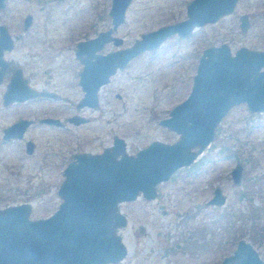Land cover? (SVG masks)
Returning a JSON list of instances; mask_svg holds the SVG:
<instances>
[{"label": "rangeland", "instance_id": "obj_1", "mask_svg": "<svg viewBox=\"0 0 264 264\" xmlns=\"http://www.w3.org/2000/svg\"><path fill=\"white\" fill-rule=\"evenodd\" d=\"M109 5L110 0H10L1 21L15 37L21 32L24 15L31 14L32 26L36 24L16 40V48L8 57L23 62L31 86L52 89L60 96L58 100L27 103L20 112L27 117L59 119L74 113L89 119L79 125L65 123L62 128L43 125L31 129L27 137L33 136L35 148L30 155L24 153L22 143L0 142V208L29 203L31 218L47 216L59 202L56 191L72 153L99 151L110 144L114 135L124 139L129 154L151 140L172 142L177 138L157 121L189 92L196 57L188 58V53L194 46L206 45L205 30L176 46V57L170 55L172 47L153 60L142 55L132 61L101 91L97 108L75 107L81 92L72 77V72L78 70L70 64L74 60L79 63L72 57L71 41L67 47L68 38L91 37L101 30L105 23L98 16ZM178 6L177 0H133L118 31L122 46L166 21L169 12ZM263 9L264 0H248L243 10L251 15L249 30L240 33L231 24L235 21L227 18L208 27L209 41H227L232 53L240 46L264 49V18L259 15ZM5 116L0 126L14 113ZM220 149L224 152L218 155ZM208 157L215 160L198 164ZM236 161L241 162L242 171L254 183L249 204L236 198L243 183L234 185L229 176ZM214 186L226 196L225 204L219 207L205 203ZM118 208L126 224L118 228L117 235L127 227L125 235L130 246L116 264H218L239 239L248 241L264 264V113H250L241 104L231 108L218 124L210 146L189 167L180 168L167 181L157 184L154 199L145 200L139 195L133 201L119 203ZM251 209H257L258 220L254 223Z\"/></svg>", "mask_w": 264, "mask_h": 264}, {"label": "water", "instance_id": "obj_2", "mask_svg": "<svg viewBox=\"0 0 264 264\" xmlns=\"http://www.w3.org/2000/svg\"><path fill=\"white\" fill-rule=\"evenodd\" d=\"M234 1L224 0L222 5L219 0L214 2L212 17L208 20L214 21L229 12ZM130 2L110 0L108 15L112 19V29L123 22ZM2 6L3 0H0ZM29 22L30 17L26 16L25 25ZM244 27L246 24L242 21L243 31ZM112 29L76 44L75 58L83 66L79 83L84 92L78 108L96 105L97 88L107 82L116 69L124 68L141 52L156 48L170 34H187L190 26L161 27L141 34L127 48L97 54L96 51L111 40ZM0 37L1 66V51L11 44L2 27ZM112 41L115 46L121 44L119 38ZM263 67L264 50L240 47L231 55L225 44L204 49L188 96L169 111L167 118L159 121L161 126L179 134L178 139L171 144L153 141L132 156L124 151V139L114 136L112 146L102 153L76 155L63 171L64 181L58 191L62 201L50 217L30 220V207L26 204L0 209V264L118 263L126 250L116 235V229L125 225L117 204L133 200L139 192L146 200L152 199L156 184L166 181L178 168L188 166L203 150L212 139L214 125L232 105L246 103L251 112L263 113L264 70L260 71ZM9 93L8 88L5 97ZM35 96L53 97L54 94L28 89L21 92L19 99ZM68 121L78 124L83 119L72 117ZM42 122L60 126L57 119L45 118ZM26 124L20 121L16 127L5 131L15 132L16 135L9 137L18 138ZM25 144L30 152V142ZM194 146L197 150L191 151ZM239 172L240 166L236 165L232 170L235 182ZM223 201L224 196L216 188L214 198L207 203L220 205ZM218 264H263V261L248 241L239 239Z\"/></svg>", "mask_w": 264, "mask_h": 264}, {"label": "flooded vegetation", "instance_id": "obj_3", "mask_svg": "<svg viewBox=\"0 0 264 264\" xmlns=\"http://www.w3.org/2000/svg\"><path fill=\"white\" fill-rule=\"evenodd\" d=\"M231 1H233V0H231ZM9 2H10V0H3V6L0 7V27H2L6 31L8 37H9V40H10V44H11L10 48H4L1 51V59H2L3 64L0 66V117H2L0 119H3L5 115H8L10 113V111H12L14 113V116L10 120H8L7 123H5V124H3V125L0 126V142L2 144H7V143H10V142L11 143H13V142L22 143L24 153L27 154V155H30V154L33 153L34 148H35V143L33 142V139H34L33 136H31L30 138L27 137L28 136V132L31 129L32 130H36V128L41 127L43 125L46 126V127H49V129L50 128H55V127L56 128H62V127L65 126V123H70V124H73V125H79V124H83V123L88 122V119L89 118L88 117H85V116H82L80 114H74V113L71 114L68 117H65L64 119H59L57 117H51V116H44V117H38L37 118V117H34V116L27 117V116H25L23 114V112L22 113L20 112V108H21L22 111L25 110L24 105H26L27 103L28 104L29 103L32 104V103H34V102H36L38 100H41V99H50V100L57 99L58 100V99H60V96L56 93V91H54L52 89H50V90H47V89H44V90L41 89V90H39V89H36L33 86H31L28 83V80L26 78V71H25L26 66L23 65V62L22 63H19V62H17V58L8 57L9 54H10V52L14 51V49L16 48V40L20 39V37L23 38L31 30V28L36 24V23H34V25L32 26L33 21H32V15L31 14L24 15L22 17V22L20 24L21 32L17 35V37H15L11 33L9 26L6 23H4L3 21H1L2 15L4 13H6V11L9 9ZM132 2H133V0H131L130 4L127 6V8L124 11L123 22L121 24L117 25L115 28L112 29V19H111V16L108 15V12H109V9L110 8H108V10L103 11L98 16V18L100 19V21L103 22V23H105V24H104V26H103V28L101 30H98L97 31L96 34H94L91 37H89L88 35L87 36H83V37H80V38L75 39V40H69V38H68L67 47L69 46V41L72 42V47H71V51H72V54H73L72 57L74 56V58H75L76 44L79 41H87V40L92 39L93 37H95L100 32L109 31V29H112L110 31V33H109V37H110L111 40L108 41L107 43H105L100 50L96 51L97 54H103V55H105L106 53H109L111 51H115L117 49L127 48V47L131 46L135 42V40L139 39V38H136V39L133 40V42L131 44L126 45V46H122L123 45V39L118 36V31H119L121 25L126 20V16H127L126 13H127L128 8L132 5ZM177 2L179 3L178 8H176L177 10L176 11H170L169 12V16L167 17V20L166 21L160 22V23H156L153 26L154 28L152 27L151 29H149L148 31H146L144 33L152 32V31H155V30H157V29H159L161 27H165V26H169V25H176V24H180V25L183 24V26H188V27L190 26L189 32L187 34H184L183 36H181L180 34H178L176 32L173 33V34H170V35L166 36L164 39H162L159 42V44L157 45L156 48H153L151 50L143 51L140 54H138L137 56H135L132 59H130L128 61V63L125 65L124 68H122V69H116L115 72H114V74L111 75V76H109L107 82H105L104 84L99 85V87L96 90V105L94 107H89V106H83V107H85V108L86 107L87 108H97L98 105H99V99H100L99 97H100L101 91L106 86H108L110 84V82L112 81L113 76H115L119 71H123L124 69H126L132 63V61H135L136 59H138L142 55H146V56L149 57V60H153V58L158 57L161 54H166L167 52H169V50H171L172 47H174V50H173L172 54L170 53V55L173 56V57H176V56H174L175 55L174 52L177 50L175 48L176 46H178V45L182 46L184 43L191 41V39L193 37H195L196 35H198L199 32L205 30V32H202V33L205 35L204 40L206 41V45L203 46V47H201V48H197V46H194L195 48L193 50L189 51V53H188V58H192L193 56L196 57V64H195V68H194V73L191 76V84H190V88H189V92H190L191 85H192V79H193V76H194L195 71H196L197 62H198L199 58L201 57L202 52H203L204 49H206L208 47H214V46H219L221 44H225L229 48L231 55H233L234 52L237 50L236 49L232 53L227 41L226 42L225 41H222V42H220L218 44H212V42L209 41L210 40V37H208L209 36V33H208V31H206L208 29V27L217 25L219 22L222 23L227 18H231V19H233L235 21L234 23L231 22V24H234V26L236 27V29L240 33L244 34V33H246L249 30L250 21H251V15L249 14L248 10H243V9L247 8L248 0H235L233 2V4H232L231 10L229 12H227L225 14H222L221 16L217 17L214 21H209L208 19H211V17H212L211 11H212V8L214 6V2H217V0L216 1L215 0H177ZM219 2L222 5L223 2H224V0H219ZM172 9H173V7H172ZM259 15L262 18H264V9L262 10V12L259 13ZM26 16H29L30 17V22L27 25H25L26 24L25 23ZM107 19H108V23H107ZM242 21H244L245 24H246V27H244L245 28L244 31L241 28ZM44 26H45V24H44ZM231 26L232 25H230L229 28H232L233 27V26L232 27ZM201 37L198 36L199 39H201ZM113 38H119L121 40V44L118 45V46H115L113 44V41H112ZM240 47H243V46H240ZM244 48L251 49V48H247V47H244ZM251 50H254V51H263L264 49H262V50L251 49ZM78 63L80 65L79 64H76L75 63V60H74L72 62V64H70V67L72 65H75V67L78 70L75 74H73V72L71 71L72 72V77L74 78L73 84L75 83L76 86L79 88V90L81 92V95L79 96L78 100L75 103V107L77 109H79L77 107V105L81 101V99L83 97V93H84L83 92V89H82V87H81V85L79 83V80H80L79 74H80L83 66H82V64L79 61H78ZM261 70H264V67L261 68L260 71ZM86 86L89 87L88 84ZM8 88L10 90V93H9V95L7 97H5V95H6L7 91H8ZM28 89L29 90H33V91H45V92L54 94V96L53 97H41V96L36 97L35 96V97H31V98H26V99L20 100L19 97L21 95V92H25V90H28ZM107 90H108V92H110L111 89H107ZM189 92L186 94V96L184 97L183 100H181L180 102H178L175 105H173L168 110V113H169V111L174 106H176V105L180 104L181 102H183L186 99V97L188 96ZM115 95L117 96V94H115ZM240 104L243 105V106H245V108L250 113H259V112H251L248 109L246 103H239V104H236V105H232L226 111V113L224 114V116L227 114V112L231 108H233L235 106H238ZM83 107H80V108H83ZM168 113H167V116L166 117H163V118L158 119L157 124L159 126H161L159 124V121L162 120V119L167 118L168 117ZM72 117L82 118L83 121L80 122V123H78V124H75L73 122L68 121L69 118H72ZM223 117L220 118L219 121L214 125L213 131H212V139L203 148V150L193 159V161L188 166H184V167H189L191 164H193L202 155L203 151L206 150V148H208L210 146L211 142L213 141V139L215 137V130H216L218 124L220 123V121L223 119ZM45 118L57 119L60 122V126L50 125V124H47V123L42 122V120L45 119ZM20 121L27 122V124L25 126L23 125L24 128L19 133L20 136L18 138H16V137H9L10 135H16L15 132L9 134V131L7 133V131H5V130H7L8 128L11 129L13 126H15ZM161 127H163V126H161ZM169 131H171V130H169ZM171 132L175 133L174 131H171ZM175 134L177 135V138L174 141H172V142H163V143H166V144L174 143L178 139V137H179V134H177V133H175ZM5 136H7V138H4ZM114 136H112V139H113ZM112 139H111V142H110L109 145L103 146L99 151H93L92 152V151H88V150H82V151H79V152L72 153L71 159L65 164L64 168L62 169V180H61L60 184L58 185V188H57V191H56L57 196L59 198V202H58L56 208L50 214H48L47 216L37 217V218H31L30 214H31V208L32 207H31V205L29 203L9 204V205H6V206H4V207H2L0 209H3V208L8 207V206H18V205L26 204V205H28L30 207V211H29L30 212L29 213V219L30 220H36V219L37 220H45V219H47L48 217H50L57 210L58 205L62 201V199L58 195V191H59V188H60L62 182L64 181L63 171L67 167V165L69 163L73 162L74 157L76 155H79V154L95 155V154L102 153V151L105 148H109V147L112 146ZM153 141H158V140H151L146 146L137 149L133 154L127 153L126 152V149L124 151H125V153L127 155L134 156L139 150L146 148ZM26 142H30V147H31L30 148V152H27V150H26V147H27L26 144H25ZM159 142H162V141H159ZM124 144H125V141H124ZM125 147H126V144H125ZM197 148H198L197 146H194V147H192L191 151H196ZM217 152L219 153L218 155H220V154H223L224 150H221L220 149ZM221 158H222V155H221ZM204 159L205 160H200L198 164L200 165L202 163H211V162H213L215 160L214 157H208L207 159L206 158H204ZM198 164H194V166H197ZM236 165H239L240 166V172H239V178L235 182L233 180V177H232V170L236 167ZM242 166L243 165L241 164V162H238V161L234 162V165L231 167V169L229 171V176H230V179H231V181H232V183L234 185H238L241 182L243 183V186H242L241 191L238 194H236V198L237 199H244L246 201V203L249 204L250 203V200H251L252 193H253V188L252 187H253V184L254 183L251 184L249 182V178H248V176H246V171L245 172L242 171ZM181 168H183V167H181ZM179 169L180 168H178L177 170H179ZM177 170H175L171 175H173ZM171 175H170V177H171ZM159 183H161V182H159ZM156 185L154 187L155 188V195H154V197L152 199H154L155 196H156ZM256 185H259V184H256ZM216 188H219L220 189L221 194L224 196V201L220 205H217V204H214V203L208 204L207 202L209 200H212L214 198V190ZM139 195L142 196V194L139 192L136 195V197H138ZM136 197L134 199H136ZM152 199H150V200H152ZM133 200H131V201H133ZM225 201H226V196L224 195V193L221 190V188L218 187V186H214L213 189H212V191H211V195H210L209 199H207L205 201V203L207 205H211V206H214V207H219V206L224 205L225 204ZM122 202H126V201H122ZM118 204H117V211H118V213H120L121 215H123L119 211ZM123 217L125 219V224H126V218H125L124 215H123ZM250 219H251V215H250ZM257 220H258V215H257V217H255V221H252V220L251 221H252V223H254ZM123 226H125V225H123ZM123 226H121V227H123ZM118 228H120V227H118ZM118 228L116 229V235H117ZM125 250H126V248H125ZM111 264H116V263H111Z\"/></svg>", "mask_w": 264, "mask_h": 264}, {"label": "bare ground", "instance_id": "obj_4", "mask_svg": "<svg viewBox=\"0 0 264 264\" xmlns=\"http://www.w3.org/2000/svg\"><path fill=\"white\" fill-rule=\"evenodd\" d=\"M126 231H127V227H124V228H122L121 230H120V232H119V236L121 237V240H122V242H123V244H124V246H125V248L126 249H128L129 248V244H128V240H127V238H126Z\"/></svg>", "mask_w": 264, "mask_h": 264}, {"label": "trees", "instance_id": "obj_5", "mask_svg": "<svg viewBox=\"0 0 264 264\" xmlns=\"http://www.w3.org/2000/svg\"><path fill=\"white\" fill-rule=\"evenodd\" d=\"M250 200V199H249ZM257 209H251V213L252 214H250L251 215V220L252 221H255V217H257V211H256Z\"/></svg>", "mask_w": 264, "mask_h": 264}]
</instances>
